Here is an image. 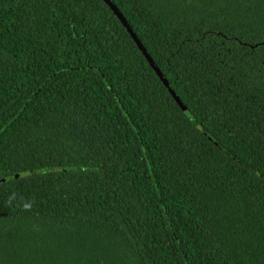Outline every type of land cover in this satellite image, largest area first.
Masks as SVG:
<instances>
[{"label": "trees", "instance_id": "1", "mask_svg": "<svg viewBox=\"0 0 264 264\" xmlns=\"http://www.w3.org/2000/svg\"><path fill=\"white\" fill-rule=\"evenodd\" d=\"M0 0V264H264V0ZM20 177H17V175Z\"/></svg>", "mask_w": 264, "mask_h": 264}, {"label": "water", "instance_id": "2", "mask_svg": "<svg viewBox=\"0 0 264 264\" xmlns=\"http://www.w3.org/2000/svg\"><path fill=\"white\" fill-rule=\"evenodd\" d=\"M104 2L110 7V9L113 11V13L118 17V19L120 20V22L123 24L124 27H126L131 35V37L133 38V40L135 41V43L137 44L139 50L143 53V55L145 56V58L147 59L149 65L151 66V68L155 71V73L157 74V76L160 78V80L164 83V85L166 86V88L169 89L170 94L172 95V97L175 99V101L181 106L183 107V103L182 101L178 98L177 94L175 93L174 90L171 89L169 82L165 79L164 75L162 74V72L160 71V69L157 67V65L155 64V62L153 61L152 57L149 55V53L147 52V50L145 49V47L143 46V44L141 43V41L137 38V36L133 33V31L130 28L129 23L127 22V20L124 18L123 14L119 11V9L117 8V6L115 4H113V2L111 0H104ZM21 174L17 175V177H20ZM4 182V179L0 180V183Z\"/></svg>", "mask_w": 264, "mask_h": 264}]
</instances>
